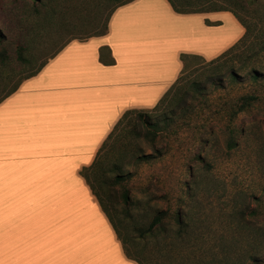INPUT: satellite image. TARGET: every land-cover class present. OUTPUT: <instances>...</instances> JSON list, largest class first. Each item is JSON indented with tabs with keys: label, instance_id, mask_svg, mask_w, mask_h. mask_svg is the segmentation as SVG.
Wrapping results in <instances>:
<instances>
[{
	"label": "rangeland",
	"instance_id": "1",
	"mask_svg": "<svg viewBox=\"0 0 264 264\" xmlns=\"http://www.w3.org/2000/svg\"><path fill=\"white\" fill-rule=\"evenodd\" d=\"M122 1L0 0V98L64 43L102 30ZM237 15L247 34L233 53L187 67L148 124L131 117L116 128L88 174L118 237L144 264H264V0ZM209 17L238 24L230 12ZM245 95L256 100L230 119ZM175 213L185 220L179 238ZM157 214L163 232L146 236Z\"/></svg>",
	"mask_w": 264,
	"mask_h": 264
},
{
	"label": "crops",
	"instance_id": "2",
	"mask_svg": "<svg viewBox=\"0 0 264 264\" xmlns=\"http://www.w3.org/2000/svg\"><path fill=\"white\" fill-rule=\"evenodd\" d=\"M218 12L132 0L0 101V264H136L80 171L124 112L158 104L181 56L206 63L240 40L243 27L209 17Z\"/></svg>",
	"mask_w": 264,
	"mask_h": 264
},
{
	"label": "trees",
	"instance_id": "3",
	"mask_svg": "<svg viewBox=\"0 0 264 264\" xmlns=\"http://www.w3.org/2000/svg\"><path fill=\"white\" fill-rule=\"evenodd\" d=\"M132 0H126V1H122V2H118L110 11V14L112 13V11L120 6V5H123L125 3H128ZM169 4V6L171 7V9L175 12V13H179V14H190V13H206V12H218V11H224V12H230L235 18L236 20L238 21V23L243 27L244 29V34L243 36L240 38V40H238L233 46L229 47L227 50H225L221 55H219L217 58L209 61V62H206L207 64H214L215 62H219L223 59H226L228 58L232 53L233 51L238 47L239 43H241V41L243 39H245L246 37V34H247V26L244 24V22L238 17L237 15V9L239 10L240 8L244 7V8H248L249 7V4H252L254 1L256 0H221V1H218V0H205L207 1L206 5L208 7L206 8H197L198 7V4L196 3L197 0H166ZM225 3V7H222L219 5L217 6V3ZM109 14V16H110ZM108 16V18H109ZM108 20V19H107ZM107 23V22H106ZM106 31V25L105 27H103L102 30H99V31H95V32H92L90 33L89 35H86L85 36V39H88V38H91V37H97V36H101L105 33ZM84 39V40H85ZM71 41V40H70ZM68 41V42H70ZM68 42L64 43L55 53H53L50 57H48L46 59V61L50 58H52L65 44H67ZM23 49L21 47H18L16 49V55H17V60L20 62V63H27V60L25 58H23L21 56V53H22ZM4 55L2 53H0V62L2 63L3 60H4ZM182 63H183V68H182V72L180 74V76L176 79V81L174 82V84L167 90V92L163 95V97L159 100L158 104L153 107L152 109L150 110H129V111H126L122 114V116L120 117V119L117 121V123L115 124V126L112 128L111 132L108 134L106 140L103 142V144L101 145L100 149L97 151L96 153V156H95V159L94 161L92 162V164L90 166H88L87 168H83L81 169L80 171V175L81 177L84 179L86 185L88 186L89 190L92 192V194L96 197V200L98 201L103 213L105 214L106 218L108 219V221L110 222L116 236H117V239L120 241L121 245H122V250L124 252V255L126 256V258L134 261L136 264H144L142 260H140L138 257H134L131 255V253L128 251V249L125 247V242L120 238L118 237V232H117V229L115 227V224L113 223L112 221V218L110 217V215L108 214V212L106 211V209L104 208L102 202L100 201V198L98 197V194L95 192L94 190V187L93 185L91 184L90 180H89V175L90 173H93V171L97 170L98 167H100V162H101V152L103 151V149L105 148L106 146V143L111 139L113 138V135L115 133V130L116 128L122 124L123 121H126L131 118V117H134L136 119V121H142V122H147V118H148V113H151L153 112L157 107L158 105L165 99L167 98L168 94L174 89L177 90V84L179 82V79L182 75V73L185 71V69L187 68V65L185 64V61H184V56H181L180 57ZM44 61L43 63H41L40 65H38L35 69H33L32 71H30L28 74H26L25 76H23L22 78H20L16 84L14 86H12V88L7 92V94H4L1 98H0V101L5 98L8 94H10L11 92H13L17 86L19 85V83L21 81H23L24 79H27L31 76H33L34 74H36L40 69L41 67L44 65V63L46 62ZM251 77L253 79L256 78L257 74L252 71L251 72ZM230 75L233 76L235 75L234 72H230ZM222 76H218L217 77V84L216 86L220 87L221 86V80H222ZM206 83H208L206 80L204 81ZM199 87H200V84H199ZM172 89V90H171ZM193 90L197 91V88H194ZM188 97V92H182V99H187ZM256 100V97L253 96V95H245V96H241L239 98V105L237 106V110L233 111L230 113V119H232L238 112H241L245 109V107H247L251 101H255ZM143 118V119H142ZM148 124V122H147ZM150 125V124H149ZM227 134H228V139H227V149H230L233 145H234V142L232 141V134H233V129L232 128H227ZM103 158V157H102ZM197 160L202 162V159L199 158L197 156ZM115 179H119V177H116ZM175 221L178 225V230L176 232L177 234V237L179 238L184 232V226H185V220L183 219V214H180V213H175ZM160 223H161V218H160V214H157L156 216L153 217L151 223L149 224L148 228L144 231V234H146V236H150L151 233L154 232V229H158L160 231L163 232V229L160 227ZM234 264V263H232Z\"/></svg>",
	"mask_w": 264,
	"mask_h": 264
}]
</instances>
